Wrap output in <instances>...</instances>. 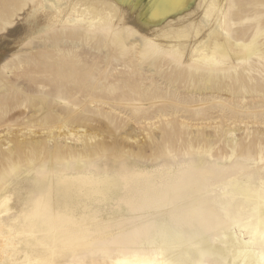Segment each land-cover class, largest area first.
Listing matches in <instances>:
<instances>
[{
  "label": "rangeland",
  "instance_id": "rangeland-1",
  "mask_svg": "<svg viewBox=\"0 0 264 264\" xmlns=\"http://www.w3.org/2000/svg\"><path fill=\"white\" fill-rule=\"evenodd\" d=\"M39 2L0 0V264H239L245 249L264 257V0H232V40L245 54L229 71L151 47L127 18L87 26L97 11L89 1ZM69 3L82 20L46 18ZM87 169L194 170L214 181L181 207L167 195L133 211L73 185ZM213 205L219 228L199 217Z\"/></svg>",
  "mask_w": 264,
  "mask_h": 264
},
{
  "label": "bare ground",
  "instance_id": "bare-ground-1",
  "mask_svg": "<svg viewBox=\"0 0 264 264\" xmlns=\"http://www.w3.org/2000/svg\"><path fill=\"white\" fill-rule=\"evenodd\" d=\"M40 0H36L38 4ZM94 4L97 11L86 14L91 22L87 26L95 29H105L116 27L123 18L128 24L135 26L138 30L144 28V36L151 47L164 51L169 56L193 65H210L211 67L226 68V71L234 68L240 56L245 54V50L237 48L232 40L233 31L230 20L232 10V0H86ZM75 4L69 3L61 9L60 16L47 14L46 18L53 24H70L69 18L82 20L81 14H76ZM158 9L155 14L153 10ZM110 13V15L108 14ZM200 12V13H199ZM62 15L68 19L62 21ZM208 15L210 25L204 26L201 16ZM85 22V21H84ZM125 26V27H126ZM140 28V29H139ZM219 28L215 33H213ZM127 28H124L120 41L123 43L126 37ZM142 34V35H143ZM212 35V36H211ZM231 40L233 42H231ZM209 42V44H205ZM172 45V46H171ZM247 83L241 86L247 92H252L255 88ZM248 93V94H250ZM76 181L73 185H78L84 192L90 189V194L107 197L112 204L128 205L133 211L140 209H151L158 201H165L167 195L171 196L173 207H181V203L188 204L201 193L212 187L213 181L204 183L207 179L200 176L194 170H188L183 175L174 177L171 173H164L162 169H136L133 171H96L87 169L78 176L74 175ZM68 178H60L63 185ZM70 179V178H69ZM119 185V187H117ZM134 196V204L130 205V200ZM176 197H178L176 199ZM150 199V200H149ZM140 207V208H139ZM164 207V206H163ZM207 206L199 213V217L208 215L207 222L210 226L220 227L222 224L218 208ZM195 212L191 218L195 223ZM146 231V229H144ZM191 232L185 226L182 233ZM129 234L128 236H134ZM196 234V232L194 233ZM252 237L247 241L248 248L254 244L255 235L260 234L258 228L252 233ZM261 235V234H260ZM264 238L263 236H261ZM248 250L241 251L238 256L239 264H264V257H253ZM116 264H163L160 262L131 261L120 259Z\"/></svg>",
  "mask_w": 264,
  "mask_h": 264
},
{
  "label": "snow or ice",
  "instance_id": "snow-or-ice-1",
  "mask_svg": "<svg viewBox=\"0 0 264 264\" xmlns=\"http://www.w3.org/2000/svg\"><path fill=\"white\" fill-rule=\"evenodd\" d=\"M158 9H154L153 10V14H155V12L157 11ZM165 240V238L164 237H161V241L163 242Z\"/></svg>",
  "mask_w": 264,
  "mask_h": 264
}]
</instances>
